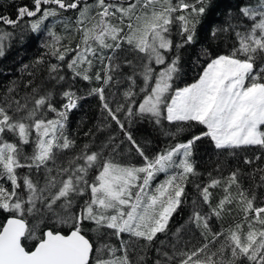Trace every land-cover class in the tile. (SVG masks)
Segmentation results:
<instances>
[{"label":"trees","instance_id":"trees-1","mask_svg":"<svg viewBox=\"0 0 264 264\" xmlns=\"http://www.w3.org/2000/svg\"><path fill=\"white\" fill-rule=\"evenodd\" d=\"M106 1L87 28L83 9L93 0H0V143L8 145L0 154V231L9 216L25 218L30 250L46 229L77 228L92 242L89 264L115 249L125 264H264V137L219 146L201 119L167 114L176 90L221 55L250 58L264 83V36L251 55L242 50L256 23L248 10L264 11V0H151L170 10L152 30L170 40L164 61H144L145 44L126 38L132 6L123 17L114 10L129 0ZM161 74L168 86L160 109H141ZM46 142L52 149L43 158ZM184 148L193 168H178L171 182L162 205L179 201L167 225L152 235L118 230L149 165ZM110 164L128 169L119 187L130 201L117 198L100 220L89 208L98 207L94 185Z\"/></svg>","mask_w":264,"mask_h":264},{"label":"rangeland","instance_id":"rangeland-1","mask_svg":"<svg viewBox=\"0 0 264 264\" xmlns=\"http://www.w3.org/2000/svg\"><path fill=\"white\" fill-rule=\"evenodd\" d=\"M131 1L129 0L126 4L117 3L116 7L119 11L114 10L118 17H123L127 7L132 6L126 38L136 42L138 47L145 44L144 48L148 49V54L144 55V61H148L150 55H153L156 60L164 61L165 56L162 50L169 48L170 40L164 37L162 31L155 30L152 33V30L166 22L170 12L169 8L158 6L151 0H143L141 3ZM108 3L106 0H93L86 5L83 9V18L87 28H89L88 21L94 16V11L96 9L103 11ZM248 14L256 19V23L254 30L242 38V50L251 55L262 43L264 11L249 9ZM252 68L250 58L243 59L234 55H221L214 58L208 63L199 79L176 90L167 111L169 119H201L208 126L209 133L219 146L262 141L264 137L262 128L264 126V83L257 80L258 74H253ZM167 81L166 74L158 77L152 94L142 101L141 109L153 112L160 109L161 96L168 86ZM74 103L75 99H72L67 104L71 107ZM190 144L188 142L184 144V147H189ZM6 146L8 145L0 143V154H3ZM51 149L52 145L49 142L44 143L41 156L49 157ZM172 152L173 154L164 156L155 168L149 165L140 194L134 200L128 216L121 222L118 230L131 231L135 235L149 232L152 235L167 225L179 201L176 198L166 203L165 206L162 205L168 200V192L172 189L171 182L175 179L178 168L185 170L193 168L190 149L184 148ZM123 168L125 167L110 164L97 178L94 185L95 194L101 193V197L96 200L98 207L96 209L90 207L89 211L95 212L96 218L100 220L106 217L112 204L115 206L117 198L121 202L130 201L122 196L128 194V188L125 185L119 187L124 181L121 171H128ZM132 172L136 174V171H129L126 174L128 180H132L130 177ZM118 218V214L112 215L110 224L112 225ZM116 252L115 249L114 256L108 260L102 258L95 260L93 264H125L123 258ZM182 264L209 263L205 260L190 258Z\"/></svg>","mask_w":264,"mask_h":264},{"label":"water","instance_id":"water-1","mask_svg":"<svg viewBox=\"0 0 264 264\" xmlns=\"http://www.w3.org/2000/svg\"><path fill=\"white\" fill-rule=\"evenodd\" d=\"M28 223L9 216L0 231V264H89L93 245L81 230L46 229L44 237L28 250L23 243Z\"/></svg>","mask_w":264,"mask_h":264}]
</instances>
